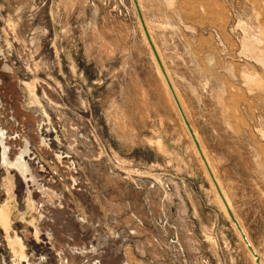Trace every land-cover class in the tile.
Masks as SVG:
<instances>
[{
  "label": "rangeland",
  "instance_id": "obj_1",
  "mask_svg": "<svg viewBox=\"0 0 264 264\" xmlns=\"http://www.w3.org/2000/svg\"><path fill=\"white\" fill-rule=\"evenodd\" d=\"M138 3L264 264V0ZM144 34L133 0H0V264H256Z\"/></svg>",
  "mask_w": 264,
  "mask_h": 264
},
{
  "label": "bare ground",
  "instance_id": "obj_2",
  "mask_svg": "<svg viewBox=\"0 0 264 264\" xmlns=\"http://www.w3.org/2000/svg\"><path fill=\"white\" fill-rule=\"evenodd\" d=\"M133 3H134V5H135V2H134V0H133ZM137 3H138V0H137ZM138 7H139V3H138ZM135 8H136V5H135ZM139 9H140V7H139ZM136 11H137V9H136ZM140 12H141V9H140ZM142 13V12H141ZM137 14H138V12H137ZM138 17H139V15H138ZM142 17H143V15H142ZM140 19V18H139ZM146 20V19H145ZM144 20V21H145ZM147 24V23H146ZM140 25H142L141 24V22H140ZM147 26V25H146ZM155 26V25H154ZM160 26V25H159ZM161 27V26H160ZM147 28V27H146ZM142 29V28H141ZM150 31H148V33H149ZM150 34H151V32H150ZM149 34V35H150ZM145 35V41H146V43H147V45H148V47H150V44L148 43V40H147V38H146V34H144ZM150 37H151V40H152V42H153V44H154V47H155V49H156V52L158 53V56L160 57V60L162 61V64H163V66H164V69H165V71H166V73H167V75H168V77H169V79H170V75H169V71L166 69L167 67L164 65L165 63H164V60L162 59V57H161V55H160V52L158 51V48H157V46H156V44L157 43H155L154 42V39H153V37L150 35ZM159 47V46H158ZM150 49H151V52H152V56H153V59H154V62L156 63V71H157V75H158V77H159V81H160V84H161V86H162V89L164 90V92H165V95H166V98L168 99V101H169V104L171 105V107H172V109H173V111L175 112V114H176V116H177V118H178V120H179V122H180V125H181V128H182V131H183V133L185 134V136L187 137V139L189 140V143H190V145H191V147H192V149L194 150V152H195V155H196V157L199 159V161H200V165H202L201 167H203V170L205 171V173H206V175H207V178H208V180H209V183L211 184L210 186H211V189H212V191H213V193H214V195H215V198H216V200L219 202V204H220V206L222 207V209L228 214V210H227V207H226V204H227V206L229 207V209L231 210V212L233 213V215H234V217H235V219L237 220V222H238V218H237V216H236V214H235V212H234V209H233V205H232V200L230 199V196L227 194V192L228 191H226L225 190V188L223 187V183L220 181V179L218 178V175H217V172H216V170H215V166H214V163L212 162V159L210 158V156H209V154H208V152L206 151V146L204 145V143H203V141L201 140V137H200V135H199V133L197 132V130H196V128H195V126L193 125V123H192V119H191V116H190V113L188 112V109H187V106L185 105V102H184V100H183V98H182V96L180 95V93H179V91H178V89L176 88V85L174 84V82H172V80L170 79V82H171V84H172V86H173V89H174V91H175V93H176V96H177V98H178V100H179V102H180V104H181V106H182V109H183V111H184V114H185V116H186V118H187V120H188V122H189V124H190V127L192 128V130H193V132H194V135H195V137H196V140L198 141V143H199V145H200V148H201V150H202V153H203V155H204V157H205V159H206V161H207V163H208V166H209V168H210V170H211V172H212V174H213V176H214V178L216 179V182H217V184H218V186H219V189H220V191H221V193H222V195H223V198H224V200H225V202H226V204H225V202H224V200L222 199V197H221V195H220V193H219V191H218V189L216 188V186H215V184H214V182H213V180H212V178H211V176H210V173H209V171H208V169H207V167H206V165H205V163H204V160L202 159V157H201V155H200V153H199V151H198V149H197V147H196V145H195V143H194V140L192 139V136L190 135V133H189V131H188V128L186 127V125H185V123H184V121H183V119H182V116H181V114H180V112H179V110H178V107H177V105H176V102H175V100H174V98H173V96H172V94H171V92H170V89H169V87H168V85H167V83H166V80H165V78H164V76H163V74H162V72H161V70H160V67H159V65H158V63H157V60H156V58H155V56H154V53H153V51H152V48L150 47ZM2 56V55H1ZM2 61V60H1ZM166 67V68H165ZM172 78V77H171ZM255 81V80H254ZM26 86H28V85H26ZM34 86V85H33ZM31 89V88H30ZM29 89V90H30ZM33 90V89H32ZM34 92V91H33ZM31 93V92H30ZM31 96V95H30ZM33 97H35V96H33ZM33 97H30L31 99L33 98ZM218 100H220L221 101V99H220V97H219V99ZM221 103V102H220ZM171 109V110H172ZM1 143H2V140H1ZM2 152H3V156H4V151L2 150ZM3 162V161H2ZM8 174V173H7ZM9 179V178H8ZM11 180H12V178H11ZM8 181V180H7ZM12 183V182H11ZM9 184H10V182H9ZM11 185H13V184H11ZM29 188V187H28ZM8 192V191H7ZM8 193H10V192H8ZM9 195V194H8ZM11 196V195H10ZM6 206V205H5ZM9 209H6L5 207H2V208H0V220H1V222L3 223V225L5 226V227H7L8 226V223H9V216H8V211ZM228 216H229V214H228ZM230 217V216H229ZM231 219V218H230ZM232 221V220H231ZM233 222V221H232ZM34 223V222H33ZM234 223V222H233ZM238 224H239V222H238ZM0 225H1V223H0ZM240 225V224H239ZM4 227V228H5ZM241 227V226H240ZM238 229V228H237ZM243 229V228H242ZM5 230V229H4ZM243 231V230H242ZM37 233V232H36ZM36 235V234H35ZM38 235V234H37ZM248 240V239H247ZM20 240H13V241H9L10 242V245L11 246H13V249H14V252H15V254H17V256H19V258L20 259H22V257H23V254H24V248H23V246H22V244L19 242ZM18 242H19V247L16 249V244L18 245ZM249 242V241H248ZM250 243V242H249ZM251 245V244H250ZM250 251V250H249ZM252 254V253H251ZM254 258V257H253Z\"/></svg>",
  "mask_w": 264,
  "mask_h": 264
},
{
  "label": "water",
  "instance_id": "obj_3",
  "mask_svg": "<svg viewBox=\"0 0 264 264\" xmlns=\"http://www.w3.org/2000/svg\"><path fill=\"white\" fill-rule=\"evenodd\" d=\"M134 2H135L136 9H137V12H138V15H139V18H140V22H141L142 27H143V30H144V32H145V34H146V38H147V40H148V43L150 44V47L152 48V51H153V53H154V56H155V58H156V60H157V63H158V65H159V67H160V70H161V72H162V74H163V76H164V78H165V80H166V83H167V85H168V87H169V89H170V92H171V94H172V96H173V98H174V100H175V102H176V105H177L178 110H179V112H180V114H181V116H182V119H183V121H184L186 127L188 128V131H189L190 135L192 136V139L194 140V143H195V145H196V147H197V149H198V151H199V153H200L202 159L204 160V163H205V165H206V167H207V169H208V171H209V173H210V176H211V178H212V180H213V182H214L216 188L218 189V191H219V193H220L222 199L224 200L223 195H222V193H221V191H220V189H219V186H218V184H217V182H216V179L214 178V176H213V174H212V172H211V170H210V168H209V166H208V163H207V161H206V159H205V157H204V155H203V153H202V150H201V148H200V145H199L198 141L196 140V137H195V135H194V132H193L192 128L190 127V124H189V122H188V120H187V118H186V116H185V114H184V111H183V109H182V106H181V104H180V102H179V100H178V98H177V96H176V93H175V91H174V89H173V86H172V84H171V82H170V79H169V77H168V75H167V73H166V71H165V69H164V66H163V64H162V61L160 60V57L158 56V53L156 52V49H155V47H154V44H153V42H152V40H151V37H150V35H149V33H148V30H147V28H146V24H145L144 19H143V17H142V13L140 12V9H139V7H138L137 0H134ZM224 202H225V200H224ZM225 204H226V202H225ZM226 207H227L228 214H229L231 220L234 222V224H235L236 227L238 228V230H239V232H240V234H241V236H242V239H243L244 243L246 244L247 248L250 250V252L252 253V255H253V257H254V260H255L256 264H261L260 258L258 257V255L256 254V252L254 251V249L252 248V246H251L250 243L248 242V240H247L246 236L244 235V233H243V231H242L240 225L238 224L237 220L235 219L233 213L231 212V210L229 209V207L227 206V204H226Z\"/></svg>",
  "mask_w": 264,
  "mask_h": 264
},
{
  "label": "flooded vegetation",
  "instance_id": "obj_4",
  "mask_svg": "<svg viewBox=\"0 0 264 264\" xmlns=\"http://www.w3.org/2000/svg\"><path fill=\"white\" fill-rule=\"evenodd\" d=\"M0 134H1V137H4V132L1 129H0ZM3 151H4L3 159L5 162L9 163L5 146L3 147ZM23 154L24 152L20 154L19 158L16 160V164H12V165L17 166L22 172L25 173L29 171V169L27 167V163L23 160Z\"/></svg>",
  "mask_w": 264,
  "mask_h": 264
}]
</instances>
